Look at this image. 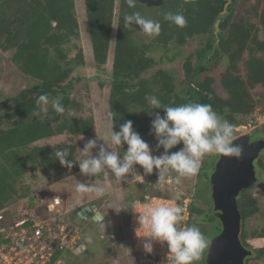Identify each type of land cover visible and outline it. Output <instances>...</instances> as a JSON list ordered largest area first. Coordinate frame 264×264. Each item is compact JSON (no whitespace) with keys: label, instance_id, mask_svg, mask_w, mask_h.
<instances>
[{"label":"trees","instance_id":"trees-1","mask_svg":"<svg viewBox=\"0 0 264 264\" xmlns=\"http://www.w3.org/2000/svg\"><path fill=\"white\" fill-rule=\"evenodd\" d=\"M235 1L221 17L227 0H84L98 69L107 63L115 31L108 112L121 158H137L149 148L155 153L169 149L178 154L181 148L192 154L203 151L204 143H215L222 135L211 129L205 113L222 118L226 141L234 137L241 117L254 108L249 91L258 85L264 89V0H251L244 15L233 20ZM79 29L74 0H0V50L11 51V62L36 82L3 104L0 210L16 195L15 182L28 164L57 168L73 160V145L52 148L36 145L38 141L64 133L86 137L94 131L92 118L66 116L72 104L70 90L78 82L74 70L85 64L81 48L73 58L68 55V45L79 38ZM193 37H204V46L196 51V65L189 58L183 64L184 88L177 91L172 74L161 69L145 76L155 64L147 55L152 47L164 49L173 43L177 48ZM221 57L226 59L220 76L224 98L216 94L210 78H199L205 70L201 63ZM256 161L262 168L259 158ZM190 205L191 214L199 212ZM237 206L241 224L259 212L256 198L247 190L237 198ZM192 226L189 221L188 227ZM220 230L217 226L216 232ZM251 236L264 239V226L251 231ZM239 238L252 252L245 264L260 258L264 264V246L248 247L243 231ZM180 254L184 264L196 259L192 251Z\"/></svg>","mask_w":264,"mask_h":264},{"label":"rangeland","instance_id":"rangeland-1","mask_svg":"<svg viewBox=\"0 0 264 264\" xmlns=\"http://www.w3.org/2000/svg\"><path fill=\"white\" fill-rule=\"evenodd\" d=\"M74 1L80 29L79 38L68 45V55L69 58H73L77 48H81L85 64L83 67L76 66L74 70L73 76L78 79V82L70 90L72 104L67 109L66 116L92 118L95 128L91 136L75 137L64 133L36 143V145H47L52 148L73 145L75 149L73 160L63 162L57 168L48 166L42 168L38 165L33 168L28 164L24 173L15 182L16 195L3 208L6 209V218L13 217L12 214L24 213L35 216L37 213L40 218H49L52 214L48 213L46 205L53 198L59 197L62 205L69 211L68 217L80 228L86 245V251L72 258L70 264H109L111 262L139 264L144 255L133 251L132 232L128 230L135 202L139 199L148 202L149 197L159 196L160 193L173 195L178 193L179 199L181 196L192 194L191 204L199 212L191 214L189 209L188 222L193 221L194 225L188 227L187 222L186 229L180 236L176 233L179 224L175 219L171 238L177 237L178 240L172 241L170 252L173 256H181L180 251H192L196 259L190 264H206L210 240L218 234L216 227L221 228V224L213 214L209 180V174L211 175L213 169L203 179L201 175H206L205 170L202 171L206 164L214 166L213 164L218 160L219 147L227 142L224 139L226 131L220 126L222 118L216 114L205 113L211 129L219 130L222 135L215 143H204L203 151L192 154L188 148H181L178 154L172 153L169 149L155 153L149 148L137 158H121L116 149L108 112L115 31L112 33L107 63L98 69L93 60L88 36L84 0ZM250 1H235L233 20L244 15ZM116 11L117 9L114 16ZM138 37H141V34ZM204 39V37H193L177 48L173 43H169L164 49L152 47L147 55L155 60V64L145 73V76L148 77L159 69L169 72L175 79L176 90L180 91L184 88L183 64L188 58L192 65L197 64L196 51L204 46ZM148 41L149 39L146 43ZM11 55V51L0 50V115L4 113L5 101L36 83L18 70L11 62ZM221 58L217 61L201 63L205 70L200 73L199 78L201 80L210 78L216 94L224 98L226 93L221 88L220 76L226 66V59ZM239 71L242 76L245 75L242 63L239 64ZM249 92L254 100V108L248 116L241 117L242 125L234 128L233 138L248 133L254 138L261 137L264 140V89L258 85ZM241 126L247 127L246 130H240ZM188 155L190 160L187 161L186 167L171 175V185L161 186L159 189L160 184L154 180V176L162 161L180 160L187 158ZM258 158L262 168H258L256 161V176L259 182L264 183V150ZM172 188L176 189L175 193ZM250 193L257 200L259 212L241 224L240 233L244 232L248 247L257 250L264 246V239L252 237L251 231L259 230L264 226V190L255 187L250 190ZM31 196H33L32 202L29 200ZM92 205L96 206L97 211L102 215V220L94 222L78 216L77 219L73 217L80 209ZM157 223L158 220L149 229L154 228ZM157 226V229L164 228L166 224L163 223L161 226L157 224ZM138 234L140 239L143 235L140 228H138ZM187 236L189 239L184 242ZM254 264H263V259L260 258L259 261L255 259Z\"/></svg>","mask_w":264,"mask_h":264},{"label":"built area","instance_id":"built-area-1","mask_svg":"<svg viewBox=\"0 0 264 264\" xmlns=\"http://www.w3.org/2000/svg\"><path fill=\"white\" fill-rule=\"evenodd\" d=\"M189 160L188 155L180 160L162 161L154 176L160 184L158 188L171 185V175L186 167ZM172 190L175 193L176 189ZM177 194L168 198L152 196L147 197L148 202L140 199L135 202L128 230L132 232L133 251L144 255L139 264H184L181 256H173L170 252L172 241L178 240L171 236L176 221L180 224L176 233L179 236L184 233L193 195L179 199ZM46 209L52 215L45 219L37 213L36 216L24 213L17 219L6 218V209L0 210V264H70L72 258L86 251L80 228L68 217L69 211L62 200L53 198ZM157 220V224L165 223L166 226L157 229L156 224L149 229ZM138 228L143 234L140 239Z\"/></svg>","mask_w":264,"mask_h":264},{"label":"water","instance_id":"water-1","mask_svg":"<svg viewBox=\"0 0 264 264\" xmlns=\"http://www.w3.org/2000/svg\"><path fill=\"white\" fill-rule=\"evenodd\" d=\"M231 0H227L221 17ZM215 23V34L219 32ZM218 42V40H217ZM190 79L188 83H190ZM240 130H246L240 127ZM264 150V140L250 141L248 133L241 134L219 147V158L210 175L213 214L221 222V232L212 238L206 258L207 264H244L251 255V250L240 241L241 214L236 198L244 190L253 186L264 190V183L257 182L255 160ZM95 213L94 221L102 220V215L95 206L80 209L77 216L90 218L89 212Z\"/></svg>","mask_w":264,"mask_h":264},{"label":"flooded vegetation","instance_id":"flooded-vegetation-1","mask_svg":"<svg viewBox=\"0 0 264 264\" xmlns=\"http://www.w3.org/2000/svg\"><path fill=\"white\" fill-rule=\"evenodd\" d=\"M253 136L251 135L250 136V141L252 142V141H256V140H263V139H261V137H258V138H252ZM232 140V139H231ZM230 141V140H229ZM228 142V141H227ZM218 158H219V155H218ZM217 162V161H216ZM216 162H215V164H216ZM215 164H213L214 166H215ZM254 164H255V162H254ZM207 166H209V168H207L208 170L206 171V167ZM214 166L213 167H211V165L210 164H206L205 165V167H203V170H205V172H207V173H209V171L211 170L212 171V169H214ZM256 170V169H255ZM212 173V172H211ZM209 176H210V174H209ZM201 177H202V179L204 178V177H206V175H201ZM257 182L259 183V181H258V177H257ZM256 186H253L252 188H250L249 190H247V191H249L250 192V190H252L253 188H255ZM245 191V190H244ZM243 192V191H242ZM241 192V193H242ZM241 193L237 196V198L241 195ZM237 198H236V202H237ZM211 200H212V198H211ZM192 203V202H191ZM212 203H213V201H212ZM92 206H94V205H92ZM86 207H91V206H86ZM96 207V206H95ZM93 214V216H94V212L91 210V212H89V216H90V218H86V217H84V218H82V219H88V220H91V221H94L93 219H92V217L93 216H91ZM73 217H76V219H77V214H75ZM80 218V217H79ZM219 220V219H218ZM94 222H98V221H94ZM219 222H220V220H219ZM194 223V222H193ZM220 224H221V222H220ZM194 225V224H193ZM221 228H222V226H221ZM220 228V229H221ZM221 232V230L219 231V233ZM218 233V234H219ZM217 234V235H218ZM100 238H102V236H100ZM212 240V239H211ZM211 240H210V242H211ZM209 246H210V243H209ZM208 249H209V247H208ZM246 260V259H245ZM245 260H244V264H245ZM205 263H206V260H205ZM207 264V263H206Z\"/></svg>","mask_w":264,"mask_h":264},{"label":"clouds","instance_id":"clouds-1","mask_svg":"<svg viewBox=\"0 0 264 264\" xmlns=\"http://www.w3.org/2000/svg\"><path fill=\"white\" fill-rule=\"evenodd\" d=\"M241 127H245V126H241ZM247 127H245V129H246Z\"/></svg>","mask_w":264,"mask_h":264}]
</instances>
